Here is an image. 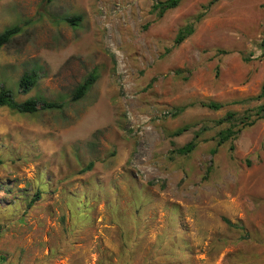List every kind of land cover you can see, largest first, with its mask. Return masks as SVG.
Masks as SVG:
<instances>
[{
    "label": "rangeland",
    "instance_id": "rangeland-1",
    "mask_svg": "<svg viewBox=\"0 0 264 264\" xmlns=\"http://www.w3.org/2000/svg\"><path fill=\"white\" fill-rule=\"evenodd\" d=\"M156 1L0 0V32L29 21L0 49V88L63 104L0 108V264H264V118L216 146L227 112L264 103V0H182L161 17Z\"/></svg>",
    "mask_w": 264,
    "mask_h": 264
},
{
    "label": "trees",
    "instance_id": "trees-1",
    "mask_svg": "<svg viewBox=\"0 0 264 264\" xmlns=\"http://www.w3.org/2000/svg\"><path fill=\"white\" fill-rule=\"evenodd\" d=\"M182 0H162L156 1L152 4L151 8L153 12H156L158 17H161L165 12L176 8ZM45 3H50L51 0H44ZM213 1L209 2L204 6V9H208L210 4ZM202 15L196 16L193 21L187 22L184 26L180 27L177 31V34L173 41V46H177L181 44L184 40L190 37L193 32L195 25L201 20ZM82 18L80 15L64 17L63 21L70 25L71 27H76L80 24ZM29 21H24L22 25H14L8 28H5L2 32H0V48L8 45L11 40L18 34L21 33L23 25L27 24ZM259 50L261 51V55L264 56V39L257 43ZM39 80V76L35 72V70L25 71L20 77L17 87L19 93L28 94L33 88L37 86ZM97 80V75H95V70H93L88 76L78 84L73 91L71 92L70 102H77L83 99L86 94L91 90L92 86ZM264 94V84L261 87V91L257 98H262ZM202 106L207 107L212 110H219L222 108L220 103L209 102L203 104ZM7 107L8 109L19 113V114H35L38 111H55L62 110L63 104L58 101H47L43 97H35L29 98L22 102L16 100L14 93L11 89L2 86L0 88V108ZM264 118V103L258 105L253 114H249L248 112H244L241 116L234 112H227L225 116L218 121L219 124L226 123L228 126L224 129H221L216 134V146H221L226 143L229 144V150H233V140H235L238 134L245 128L253 126L257 121ZM187 130L186 127H181L172 133V136H179L183 132ZM199 136V132L194 134V139L186 143L180 148L175 150V153L180 156H187L194 151L196 148V138ZM214 153V151H213ZM93 167V163L90 162L83 172L91 170ZM38 196L34 198L36 200ZM31 202L28 203L30 206ZM223 221L228 226L232 225L228 220L223 219Z\"/></svg>",
    "mask_w": 264,
    "mask_h": 264
},
{
    "label": "clouds",
    "instance_id": "clouds-1",
    "mask_svg": "<svg viewBox=\"0 0 264 264\" xmlns=\"http://www.w3.org/2000/svg\"><path fill=\"white\" fill-rule=\"evenodd\" d=\"M17 36V35H16ZM3 48V47H2ZM1 49V48H0Z\"/></svg>",
    "mask_w": 264,
    "mask_h": 264
}]
</instances>
